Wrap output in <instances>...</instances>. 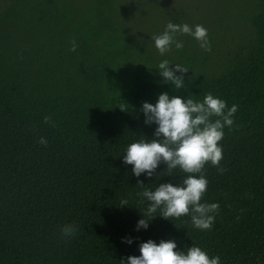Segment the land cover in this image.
Listing matches in <instances>:
<instances>
[{
	"label": "trees",
	"instance_id": "1",
	"mask_svg": "<svg viewBox=\"0 0 264 264\" xmlns=\"http://www.w3.org/2000/svg\"><path fill=\"white\" fill-rule=\"evenodd\" d=\"M169 22L203 25L212 51L177 33L184 47L161 56L152 37ZM164 59L188 68L184 88L163 81ZM162 93L238 105L220 142L224 171L204 168L201 202L220 206L210 231L159 210L136 231L149 202L122 157L154 138L141 108ZM166 168L139 180L155 190L186 177ZM69 223L78 231L62 238ZM149 239L264 264V0H0V264H120Z\"/></svg>",
	"mask_w": 264,
	"mask_h": 264
},
{
	"label": "clouds",
	"instance_id": "2",
	"mask_svg": "<svg viewBox=\"0 0 264 264\" xmlns=\"http://www.w3.org/2000/svg\"><path fill=\"white\" fill-rule=\"evenodd\" d=\"M177 33L192 36L201 49L212 51L208 30L203 25L197 24L193 30L189 24L169 22L162 34L152 37L161 56L169 53L173 45L177 50L184 47L183 42L177 40ZM76 47L73 40L70 51H76ZM157 67L165 83L176 89L184 88V76L189 72L187 67L172 65L167 59L162 60ZM118 108L127 111L128 105L120 101ZM237 110L238 105L233 104L228 109L224 100L211 93L206 94L202 102L191 97L184 99L179 95L170 97L168 93H162L155 104H142L144 123L157 125L154 138L148 140L140 137L127 146L126 155L122 157L125 165L132 166L137 186L144 189L137 193L142 197L140 202H149L146 211L141 214L143 218L137 222L136 231L147 230L151 222L145 217H150L152 221L157 217L158 210L159 217L164 220L187 216L194 228L201 231L212 229L220 206L217 203L201 202L209 184L204 168L210 162L220 172L224 171L219 167L223 159L220 142L224 138V128L233 125V116ZM212 117L217 119L213 120ZM43 123L55 126L50 116H45ZM38 142L44 146L48 143L44 137ZM161 163L167 165L163 174L171 176L173 170L179 168L186 177L179 184L160 183L155 190L145 187L139 177L145 175L146 178H152ZM127 204L128 200L122 199L119 207ZM77 231L78 225L75 223L65 224L61 228L62 238H71ZM122 243L131 245L133 239L124 238ZM139 252V256L122 258L120 264H221L218 255L209 256L198 246L193 245L186 251L178 250L174 239H162L158 244L149 239L139 244Z\"/></svg>",
	"mask_w": 264,
	"mask_h": 264
},
{
	"label": "rangeland",
	"instance_id": "3",
	"mask_svg": "<svg viewBox=\"0 0 264 264\" xmlns=\"http://www.w3.org/2000/svg\"><path fill=\"white\" fill-rule=\"evenodd\" d=\"M39 1H41V0H39ZM37 10V9H36ZM36 10H33V9H29V11L30 12H35Z\"/></svg>",
	"mask_w": 264,
	"mask_h": 264
}]
</instances>
